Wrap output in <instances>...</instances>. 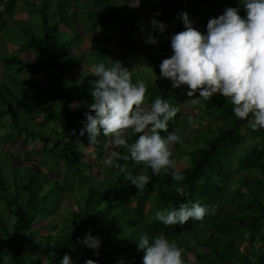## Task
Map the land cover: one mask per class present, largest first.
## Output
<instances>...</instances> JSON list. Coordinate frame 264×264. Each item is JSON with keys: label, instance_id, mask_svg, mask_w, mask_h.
<instances>
[{"label": "trees", "instance_id": "16d2710c", "mask_svg": "<svg viewBox=\"0 0 264 264\" xmlns=\"http://www.w3.org/2000/svg\"><path fill=\"white\" fill-rule=\"evenodd\" d=\"M20 1L29 14L25 20L14 17ZM156 1L162 7L160 16L167 20L163 34L153 33L165 39H159L163 52L156 55L159 58L172 54L171 34L185 29L179 15L182 12L188 13L192 26L201 32L207 31L203 28L210 18L223 14L228 7H239L240 14L246 15L241 0ZM95 2H103L106 7L95 5L88 10L82 0H0V36L15 38L21 50L35 54L28 60L18 53L0 51V63L5 68L0 76V120L10 118L12 129L1 140L15 143L22 137L25 144L30 139L43 142L41 148L26 152L28 165L10 166L12 177L5 170L7 161L0 165V261L61 264L69 254L73 262L79 258L75 264H85L88 259L98 264H143L144 252L137 240L144 233L155 236L163 232L180 246L186 264H264V129L252 130L236 117L227 97L216 94L194 103L187 95L188 86L173 88L172 81L160 75L159 65L142 69L128 64L125 54L112 51L104 43L115 36L120 42L146 37L141 25L151 31L149 21L137 10L125 9V2ZM141 2L143 7L148 6L147 0ZM108 21L111 29L95 34L97 27ZM80 22L84 31L77 27ZM85 33L90 37L98 34L102 44L81 51ZM75 45L71 52L70 47ZM84 60L92 66L120 61L132 72L133 82L146 83V102L161 96L180 106L181 111L169 121L168 132H176L181 138L173 154L176 160L188 155L187 167L177 164L184 181H175L172 170L154 174L144 162L124 159L129 153L123 146L120 156L113 157L120 167L109 165L106 160L112 146L107 138L101 134L100 142L91 145L86 132L80 135L84 113L93 101L90 81L97 79L89 70L74 74ZM150 68L157 72V81L151 79ZM38 73H43L42 77L31 76ZM185 102L199 110V118L208 122L205 126L189 128L196 119L184 113ZM32 113L42 114V119L30 123L26 117ZM52 123L67 130L54 131L50 136L46 129ZM168 132L161 130V135ZM138 135L129 130L127 138L131 143ZM192 135L195 137L190 141ZM182 141L190 148H182ZM88 147L96 154L94 163L83 159ZM35 154L40 155L39 161H34ZM102 159H106L104 163ZM97 166L103 169L102 177L93 172ZM52 171L60 175L51 177L48 173ZM129 173L151 177L144 191L139 192L126 179ZM181 183L185 186L183 194L173 187ZM70 196L77 209L63 208L64 220L59 228L53 220L48 223L58 228L55 236L41 234L35 224L52 215ZM197 201L216 205L217 213L203 221L190 218L176 225H166L156 217L158 210ZM112 228L116 232H111ZM89 232L101 240L98 250L83 243ZM48 238H54V242L50 244ZM186 253H192L195 261H188Z\"/></svg>", "mask_w": 264, "mask_h": 264}, {"label": "clouds", "instance_id": "9594fccd", "mask_svg": "<svg viewBox=\"0 0 264 264\" xmlns=\"http://www.w3.org/2000/svg\"><path fill=\"white\" fill-rule=\"evenodd\" d=\"M241 3L245 16L240 14L239 7H228L223 14L208 20L206 32L192 26L186 11L180 13L186 27L171 34L173 51L160 63V75L169 78L173 88L187 85V95L193 97L194 103L216 94L229 98L234 115L246 121L252 130H260L264 129V0H241ZM159 15L157 12L149 21L151 31L141 25L146 43L159 44L158 36L153 33L163 34L167 29V25L156 18ZM92 74L97 77L90 81L93 101L90 110L84 113L86 120L80 135L86 132L91 145L100 142L101 134L107 138L112 146L106 160L109 165L120 167L113 157L120 156L119 149L123 146L129 153L124 159L144 162L154 174L172 170L175 181H184L172 150L181 138L176 132H168L169 121L181 111L180 106L161 96L151 103L146 102V83L133 82L132 72L120 61L97 63ZM129 130L139 134L131 143L127 138ZM161 130L168 134L161 135ZM126 179L142 192L151 177L145 173H129ZM173 187L178 193L185 192L182 183ZM217 211L216 205L197 201L158 210L156 217L166 225H176L190 218L203 221ZM137 242L144 252L143 264H186L180 246L163 232L155 236L144 233ZM83 243L96 250L101 246V240L91 232L85 235ZM61 264L74 262L65 254ZM85 264L98 262L88 259Z\"/></svg>", "mask_w": 264, "mask_h": 264}, {"label": "rangeland", "instance_id": "374dc122", "mask_svg": "<svg viewBox=\"0 0 264 264\" xmlns=\"http://www.w3.org/2000/svg\"><path fill=\"white\" fill-rule=\"evenodd\" d=\"M40 1V0H37ZM84 1V5L86 6V8L88 10L89 7H94L96 4L95 0H82ZM120 2H125L124 7L125 9H134L137 10L138 13L144 15L148 21H150L157 12H159L160 14L162 13V7L158 6L156 0H147V4L148 6L143 7L141 0H139V3L136 4L135 0H118ZM98 7L100 8H104L106 7V4L103 2H98ZM82 14V12H81ZM29 16L28 11L26 9V5H24V3L22 1H20L15 9V13H14V17L16 19H20V20H25L27 19ZM5 18H8L7 15L4 16ZM157 19L163 21L165 24H167V20L163 17L156 16ZM85 26H87L88 24L85 23ZM111 22H107L106 25L104 26H99L97 27V29L95 30V34L98 33L99 31H108L111 29ZM77 27L81 30H83V26L81 24V22L77 25ZM62 28L64 29H69L71 30V28L67 27L66 25H62ZM88 28V27H87ZM90 29V28H89ZM203 29H207V28H203ZM185 30V29H184ZM84 31V30H83ZM99 35H95L94 36H89L88 33H85V37L83 42L80 45V49L81 51L86 52L88 49L92 48L94 45H98V44H102L101 42H99L98 40ZM4 38V37H3ZM159 39H161V41L165 40L162 39L161 37L158 36ZM119 36H115L112 40L105 42L104 44H106L112 51L116 52V53H123L125 54V56L127 57V62L128 64H131V66H140V68H144V66L150 65V66H155V65H160V63L162 62V60L164 58L167 57H156V55H161L163 52L161 51L160 45L158 44H151V43H146V37H141L139 36L136 39L133 38H129L125 41L120 42L119 40ZM75 46L70 47V51L73 52L75 51ZM0 51L2 52H8V53H18L21 57H23L24 59H28V60H32L34 59V51L30 50V51H23L20 48V45L17 43L15 38H12L10 36H8V38H4L2 39V37L0 36ZM173 51V50H172ZM92 62V61H91ZM93 63V62H92ZM92 69L93 66L90 65L86 60L82 61L81 64L74 70V74L78 75L79 73L85 71V70H89L92 73ZM5 68L3 66V64L0 63V76L1 74L4 72ZM149 73H151V79L154 81H157V72L154 69H148L147 70ZM43 73H38V74H31V76H36V77H42ZM43 101L45 103H50V100H47L46 98H43ZM184 108H185V114L194 117L196 120H193L191 126H189V128H198L200 125L205 126L208 122L206 119L203 118H199V110H196L192 107L191 104H188V102L184 103ZM28 119V121L30 123H33L35 121H40L42 119V114L41 115H36V114H31L29 116L26 117ZM11 119L8 117L2 118L0 120V161L1 164H4V162L7 161V166H5V170L8 173V177H12L13 173H12V167L13 166H21L23 167L24 165H28L29 162H26L25 160V154L27 151H29L32 147L35 149H39L42 147L43 142L40 139H30V141L25 144L23 142L22 137L19 138V140L15 143L11 142L10 139H6L5 141L2 139L1 140V136L3 135L4 137H6L7 133L11 132ZM58 130H67V127L63 126V125H56L54 123L51 124V126L49 128L46 129V132L51 136L53 135L54 131H58ZM195 137V135H192L191 137H189L190 141H193V138ZM52 141L55 142L54 137L52 136ZM182 148L184 149H189L190 146L187 142L182 141L181 143ZM173 154L176 152L177 150V143L173 146ZM96 154L93 151L92 147H88L85 149V153L83 156V159H86L87 161H89L90 163H94L96 160ZM40 159V155H34V161H39ZM106 159H102V163L105 162ZM177 164L178 166L185 168L188 166V155H181L178 157L177 159ZM12 165V167H10ZM10 167V168H9ZM41 168H43L41 166ZM102 167L101 166H97L93 172L98 175L99 177H102ZM48 175H50L51 177H57L59 176V172L57 171H52L50 173H48ZM73 206L75 209H77V205H75V201H73L72 197H65L64 200L61 203V206L59 208L56 209V211L52 214L49 215L48 217L44 218L41 221H38L35 224L36 228H41V234H51L53 236H55L57 229L61 226L64 218H63V208L64 207H70ZM9 220H12V217H9ZM54 221L56 223H59L58 228H52L48 225V223H50L51 221ZM120 231V230H119ZM111 232H116L115 229L112 228ZM50 244H52L54 242V238H48L47 240ZM79 254V251L77 252V255ZM187 255V260L190 262L195 261L194 255L192 253H186ZM5 259H7V257H5ZM79 260V258L77 257L76 260L74 261V264L77 263ZM0 264H5V262L0 261Z\"/></svg>", "mask_w": 264, "mask_h": 264}]
</instances>
